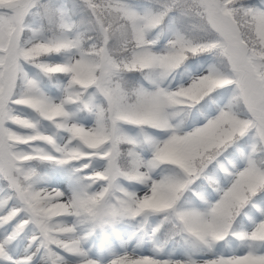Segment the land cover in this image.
Returning <instances> with one entry per match:
<instances>
[{
  "label": "snow or ice",
  "instance_id": "snow-or-ice-1",
  "mask_svg": "<svg viewBox=\"0 0 264 264\" xmlns=\"http://www.w3.org/2000/svg\"><path fill=\"white\" fill-rule=\"evenodd\" d=\"M85 3L98 33V42L87 49L82 46L79 35L70 37L66 34L65 13L62 6L55 3L43 6L44 15L58 28L59 34L23 44L26 18L36 6V0H0V176L9 182L14 195L22 202V207L14 206L0 215V225L12 221L21 211L27 212L28 219L19 221L15 230L29 222L34 223L39 230L32 237L33 241H39L37 251L40 247L47 248L49 264H68L53 250V245L81 257L86 253L81 250L78 239L64 238L73 233L74 228L55 223L57 217L73 215L104 219L167 212L179 231L206 246L201 251H211L214 243L230 232L239 209L257 191L264 190V159L249 158L243 169L229 173L232 177L230 186L218 188L219 199L206 210H177L176 204L193 179L238 137L254 131L261 151H264V0L257 4H246L244 0H163L160 10L143 15L132 10L124 0H85ZM173 9L184 16L198 17L204 29L213 35L211 42L193 44L177 35L169 42L166 53L150 51L146 31L158 25ZM113 40L118 47L109 46ZM69 49H78L79 58L65 64L38 63L46 73L68 74L64 99L53 102L37 90L32 80H27L25 93L14 96L18 79L22 75L27 79L22 62L37 63L41 57ZM207 50H216L226 58L230 75L212 71L174 91L158 88L151 92H128L121 86V72L159 69L167 73L188 55ZM225 85L234 86V100L242 104L241 114L233 112L229 106L190 131H181L170 123V108L194 107L206 95ZM92 86L106 99V104L94 109L95 126L86 128L70 124L65 105L81 100L83 92ZM10 104L27 106L55 123L58 129H65L69 133L68 143L58 146L52 136L40 131L24 134L7 127L10 121L19 128L36 129L31 119L14 114ZM120 122L167 129L168 135L154 142L152 158L143 165L135 153L129 152L131 163L122 167L119 145L132 141L121 134ZM73 140L78 142L75 147L71 143ZM36 141L53 145L59 157L39 148L33 152L18 149L19 145H31ZM98 155L107 160V167L103 171L94 170L86 179L91 183L103 181L106 185L91 192L81 188L69 199H64V193L57 189H34L29 182L33 170L24 167L25 162L33 159L66 163ZM162 163L173 165L178 171L152 179V169ZM121 176L147 185L148 190L141 196L120 189L117 195L115 181ZM234 234L241 239L264 241V220L250 233ZM10 238L0 242V258L7 256L6 242ZM159 251L154 250L155 253ZM35 255L34 252L11 264H31ZM80 264L99 262L85 258ZM109 264H264V252L250 246L242 255L217 252L206 259L197 258L191 252L181 258H173L171 254L161 258L157 254L125 252L112 258Z\"/></svg>",
  "mask_w": 264,
  "mask_h": 264
},
{
  "label": "rangeland",
  "instance_id": "rangeland-1",
  "mask_svg": "<svg viewBox=\"0 0 264 264\" xmlns=\"http://www.w3.org/2000/svg\"><path fill=\"white\" fill-rule=\"evenodd\" d=\"M124 2L134 11L143 15L145 13H154L157 10L153 9L151 3L142 0H124ZM246 4H257L259 0H244ZM55 3L57 6H62L65 13L64 21L68 25L66 34L70 37L78 35V29L75 28L73 13L82 15L83 0H36V6L32 9L26 18V31L22 37V43L27 44L33 39L40 37H50L53 34H59L57 27H54L44 15V5ZM163 3V0H160ZM161 8V6L158 5ZM88 16L91 20L94 18L88 9ZM180 18L176 10H170L162 19L161 24H158L145 33V38L149 41V50L164 54L170 47V41L175 39L177 35L182 36L193 44L211 42L213 35L207 32L201 24L198 17L196 26H200L201 30L197 29L195 35L198 40L192 41L186 34L177 26L175 20ZM113 45L119 46L118 43ZM111 45V47L113 46ZM79 58L78 49L62 50L60 53H54L40 58V63L49 64H65ZM23 73L17 81V86L14 91V96H19L25 93V87L20 86V81L32 80L35 83L37 90L53 102H60L66 96L68 87V74L59 77L55 82V92L52 91V85L48 84L42 79L41 75H46V72L39 70L35 63L22 62ZM212 71H217L225 75H230V67L227 65L226 58L218 54L216 50H207L190 54L182 61L175 69L167 73H162L159 69H144L141 71L134 70L133 78L139 80V74H146L147 78L139 80L144 84L143 87L133 89L128 87L125 83H121L125 91L132 92L138 90L155 91L158 88H164L169 91H174L181 86H187L194 78L208 74ZM121 72L119 75H123ZM235 91L233 85H225L216 88L212 93L206 95L199 101L201 104L199 112L194 107L187 108L186 106H175L169 109L170 123L179 128L181 131H190L195 127L204 124L207 119L214 117L221 109L231 107L233 112L241 114L242 104L234 100ZM106 104L105 97L94 87H90L83 92L81 100L67 103L65 105L66 111L69 112V123H76L80 126L90 128L94 127L96 123V116L94 109L97 106ZM237 107V108H236ZM10 108L14 114L21 115L31 119L36 124V129L19 128L10 121L7 122V127L24 134H34V131H40L44 134L50 135L58 146H64L68 143L69 133L65 129H58L55 123L48 121L41 117L33 109L24 106L10 104ZM202 108V109H201ZM190 113V114H189ZM189 114V118L187 115ZM188 118V120L186 119ZM119 129L122 135L126 136L132 141H127L119 145L121 149V158L128 156L127 162H120L122 167H127L131 163L129 152L135 153L141 164L147 162L152 158L154 152V142L165 139L168 135L167 129H157L150 125H133L127 122H120ZM72 146H77V141H72ZM261 144L258 142L254 131H250L243 136L235 139L229 144L221 154L213 160L204 172L193 179V181L184 189L179 200L177 201V210H198L204 211L209 205L214 204L221 195L220 189H226L230 186L232 177L229 173L243 169L248 162V159L261 160L264 159V151H261ZM36 148L41 149L53 156L59 157V153L53 145L43 141L33 142L31 145H19L18 149L33 152ZM259 153L257 154V152ZM120 158V159H121ZM54 161V160H52ZM51 161H42L33 159L25 162L26 169H32L36 172L40 164L44 165ZM68 167L66 174L62 167L55 165L46 171L40 173H32L29 182L36 190L48 189L49 186L57 187L53 189L60 190L64 193V199H69L73 193L81 188L88 190L89 183L87 179L82 180L80 173L83 172L86 176L94 170L103 171L107 167V160L102 156H95L91 158H84L80 161H69L62 163ZM88 164L87 168L82 167ZM142 170L143 167H142ZM178 171L175 166L162 163L152 169L150 175L152 179H160L164 176H170ZM204 175L213 182V187L202 186L200 184ZM44 181H48L45 183ZM94 184V188L98 191L106 182L98 181ZM116 194H120V189L134 192L138 195H143L148 190V186L137 181H132L126 177H117L115 181ZM194 196H199L195 198ZM22 207V202L14 195V190L9 186V182L0 176V215L5 214L12 207ZM29 214L21 211L12 221L0 225V242H6L7 256L0 258V264H11L12 261L22 259L26 256L36 253L32 258L31 264H49L47 258V248L40 247L37 251L39 241H33L32 237L38 234V230L34 227V223L29 222L22 229L15 230V226L22 219H28ZM165 217H168L167 219ZM261 220H264V190H259L255 193L248 202H246L240 209L236 216L237 228L232 226L230 232L220 241L214 243L211 251L205 249L195 238L191 237L186 232L179 231L174 223V219L169 213H151L147 216L137 217H116V218H90V217H76L73 215H64L57 217L55 223L72 226L73 233L66 234L65 239H78L79 246L85 257L70 253L65 249L52 246L53 250L63 257L68 264H80L85 258H90L99 262V264H109V261L117 255L125 252L135 253L136 255H154L157 254L161 258H166L169 254L173 258H181L186 253H194L197 258H209L213 253H221L223 255H242L245 254L250 246H254L258 251L264 252V241H252L250 238L241 239V245H238L236 239H233L234 233L248 232L250 233L255 225ZM146 225L141 227V225ZM167 240V241H166ZM166 241V242H165ZM169 245V246H168ZM150 248L153 254L147 252ZM262 248V249H261ZM155 249H160L155 253ZM44 257V259H42Z\"/></svg>",
  "mask_w": 264,
  "mask_h": 264
},
{
  "label": "trees",
  "instance_id": "trees-1",
  "mask_svg": "<svg viewBox=\"0 0 264 264\" xmlns=\"http://www.w3.org/2000/svg\"><path fill=\"white\" fill-rule=\"evenodd\" d=\"M158 2V0H153L152 2ZM154 2V3H155ZM179 17L177 19V22L180 24V26L188 32V35L191 37V38H197L198 37L194 34L195 30L196 29H199L201 30V27L200 26H196L197 24V18L195 16H184V15H181L179 14ZM80 34L82 36V38H87L86 36L88 37H92V39L88 40L87 41V47L89 46V44L93 41V40H97V35L95 34V31L93 30H90L87 26H83L82 28H80ZM83 38V39H84ZM116 41H110V44L112 43H115ZM109 44V46H110ZM134 70L132 71H124V78L123 80L127 81V82H132L134 85L137 84L135 78L132 77V74H133ZM124 81V82H125ZM126 84H129V83H126Z\"/></svg>",
  "mask_w": 264,
  "mask_h": 264
},
{
  "label": "bare ground",
  "instance_id": "bare-ground-1",
  "mask_svg": "<svg viewBox=\"0 0 264 264\" xmlns=\"http://www.w3.org/2000/svg\"><path fill=\"white\" fill-rule=\"evenodd\" d=\"M147 252L150 254H153L152 250L150 248L147 249Z\"/></svg>",
  "mask_w": 264,
  "mask_h": 264
}]
</instances>
